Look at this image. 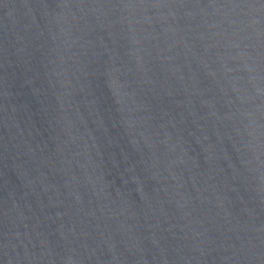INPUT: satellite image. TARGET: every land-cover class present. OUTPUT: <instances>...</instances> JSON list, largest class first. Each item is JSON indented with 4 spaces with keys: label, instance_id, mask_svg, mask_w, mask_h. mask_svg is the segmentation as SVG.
Listing matches in <instances>:
<instances>
[{
    "label": "water",
    "instance_id": "water-1",
    "mask_svg": "<svg viewBox=\"0 0 264 264\" xmlns=\"http://www.w3.org/2000/svg\"><path fill=\"white\" fill-rule=\"evenodd\" d=\"M0 264H264V0H0Z\"/></svg>",
    "mask_w": 264,
    "mask_h": 264
}]
</instances>
